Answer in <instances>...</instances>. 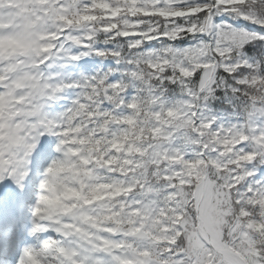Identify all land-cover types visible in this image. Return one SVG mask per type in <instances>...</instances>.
<instances>
[{
    "label": "snow or ice",
    "instance_id": "6c2138e0",
    "mask_svg": "<svg viewBox=\"0 0 264 264\" xmlns=\"http://www.w3.org/2000/svg\"><path fill=\"white\" fill-rule=\"evenodd\" d=\"M0 264H264V0H0Z\"/></svg>",
    "mask_w": 264,
    "mask_h": 264
}]
</instances>
